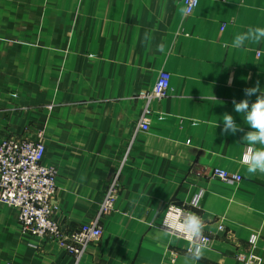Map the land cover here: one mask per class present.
<instances>
[{
  "label": "crops",
  "instance_id": "0c3cea01",
  "mask_svg": "<svg viewBox=\"0 0 264 264\" xmlns=\"http://www.w3.org/2000/svg\"><path fill=\"white\" fill-rule=\"evenodd\" d=\"M184 3L0 0V138L41 133L44 163L58 170L53 217L64 231L96 216L119 174L115 210L78 262L22 232L19 209L0 203V264H183L188 242L170 244L158 231L170 203L200 216L212 238L196 264H244L238 251L264 264V175L240 164L250 128L233 105L257 81L264 89V41L226 47L264 27V0H199L188 17ZM161 70L170 91L142 132L136 97ZM225 113L243 131L224 133ZM215 167L242 179L213 178Z\"/></svg>",
  "mask_w": 264,
  "mask_h": 264
},
{
  "label": "built area",
  "instance_id": "2783aa9c",
  "mask_svg": "<svg viewBox=\"0 0 264 264\" xmlns=\"http://www.w3.org/2000/svg\"><path fill=\"white\" fill-rule=\"evenodd\" d=\"M198 5L199 0L197 6L185 16H191ZM184 7H187V0ZM169 91L170 74L161 70L154 86L138 94L136 99L142 103L139 131L149 130L150 116L154 112L153 102L168 96ZM44 154L45 145L41 133L35 137L12 135L0 138V203L19 209L18 221L22 232L56 244L58 248L73 255L78 262L89 246L101 238L102 219L115 210L119 194V174L110 182L96 216L69 233L53 217L56 210L54 201L58 194V170L44 163ZM211 176L224 182H240L242 179L240 175L217 167L212 170ZM187 213L193 212L175 203L168 204L160 228L165 227L162 223L165 218H171L170 214L179 218ZM218 229L224 230V226L219 225ZM203 237L208 249L212 238L205 233ZM236 257L244 264H263V257L254 252L238 251Z\"/></svg>",
  "mask_w": 264,
  "mask_h": 264
},
{
  "label": "clouds",
  "instance_id": "9594fccd",
  "mask_svg": "<svg viewBox=\"0 0 264 264\" xmlns=\"http://www.w3.org/2000/svg\"><path fill=\"white\" fill-rule=\"evenodd\" d=\"M197 4L198 0H187V7H179L178 11L181 15H188ZM262 41H264V27H249L246 31L237 33L230 45H226V47L239 49L246 43L260 44ZM157 50L163 53L165 46L160 44ZM244 93L246 98L240 102L233 99L234 111L242 114L244 123L250 128L242 137V144L246 145V150L241 156L240 164L245 167L249 176H255L258 173L264 175V89L260 88L259 81H257L254 87L244 89ZM257 93L259 94L256 95ZM253 95H256V99L250 104L247 97ZM208 99L217 100V97L213 94ZM222 116V131L224 133L234 135L243 131L231 114L225 113ZM219 122L216 123L215 128L219 126ZM170 217L163 221L162 225L165 227L158 229L160 237L166 239L170 244L181 237L186 239L188 247L183 264H196L207 248L203 237L204 220L195 213L183 214L179 218L170 214Z\"/></svg>",
  "mask_w": 264,
  "mask_h": 264
}]
</instances>
